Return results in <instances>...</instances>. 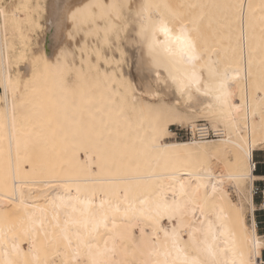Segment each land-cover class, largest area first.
Wrapping results in <instances>:
<instances>
[{"label":"bare ground","instance_id":"1","mask_svg":"<svg viewBox=\"0 0 264 264\" xmlns=\"http://www.w3.org/2000/svg\"><path fill=\"white\" fill-rule=\"evenodd\" d=\"M71 2L64 4L65 19L62 10L61 19L52 18L47 46L36 54L28 31L39 27L44 0H0L6 10L0 15V236L7 242L0 243V262L32 260L11 251L15 242L24 254L34 243L41 261L61 264L64 257L57 251L66 248L62 231L67 229L73 245L78 232L123 264L163 261L165 252L175 259L174 233L176 247L189 255H197L194 243L207 239L219 264L241 259L259 264L264 235L257 232L252 207L253 183L261 177L253 171L252 156L264 149V0ZM129 3L133 15L125 8L119 20L100 7ZM141 5L154 6L145 16L165 20L174 34L180 25L172 13L185 22L198 19V31H191L197 57L192 64L159 47L155 55L161 66L152 62L150 34H139L147 19L134 15ZM126 23L137 31L130 68L122 66L118 45ZM10 24L19 38L16 48L6 36ZM61 29L65 42L56 47ZM207 29L215 32L213 39L204 36ZM73 31L93 33L118 54L82 41L74 57L65 44L75 37ZM193 70L200 91L193 87L188 101L172 77L183 79ZM159 87L171 99H164ZM200 117L224 135L164 139L168 125L188 121L192 126ZM249 145L252 169L242 151ZM245 170L250 180L220 183L221 173ZM245 186L246 200L238 194ZM154 250L161 254L153 256ZM80 264H86L83 255Z\"/></svg>","mask_w":264,"mask_h":264},{"label":"snow or ice","instance_id":"2","mask_svg":"<svg viewBox=\"0 0 264 264\" xmlns=\"http://www.w3.org/2000/svg\"><path fill=\"white\" fill-rule=\"evenodd\" d=\"M88 7V6H86ZM100 7H106L109 9L108 17L115 18L117 20L120 19L122 12L125 8L128 9L129 15H133L132 13V5L131 3L127 5H117V4H109V5H101ZM152 5H141L139 9L135 12V17H139L142 20L147 19V23H141L140 27V35L144 36L146 34H150V42H149V55L152 57V62L157 66H161V61L155 55L156 49L159 47L163 49L170 57H178L180 62L190 63L192 64L196 57V47L194 40L191 36V31H198L199 21L197 18H192L185 22L184 17L180 13H172L173 19L180 25L179 31L174 34L173 29L169 26V24L165 20L152 21L150 18V14L146 17L145 13L148 9L152 8ZM159 7V6H155ZM195 7V6H193ZM0 15H6L5 7L0 6ZM104 18V17H101ZM189 24L192 25V29L189 28ZM162 35L163 40H159L158 36ZM195 68L193 64V69ZM160 74L157 73V81H159ZM173 82L177 85V90L184 95L187 93L188 101H191L193 98L192 89L195 88L196 92L200 91V78L197 76L195 70L191 72V74H186L183 79H177L175 76L172 77ZM177 105L181 103L180 100H177ZM253 145H249L247 150L243 151L244 157L248 160V169H252L251 163V155L250 150ZM264 147V145H261ZM228 180H250L251 174L249 171L245 170L241 172L239 175H234L231 172L229 173H221L220 183H223L224 179ZM215 190V186H213ZM241 195L242 199H247V187L245 186L242 192H238ZM254 211V207H252ZM264 210V209H262ZM239 212L242 214L243 209H240ZM102 221H98L96 227H99V224ZM87 227V225H85ZM252 228H255V223L253 221ZM209 231H211V226ZM247 231V230H246ZM91 233H89V237ZM62 237L66 241V248L61 253L58 249L57 254L63 255L64 259L61 264H80L82 255L86 257V264H123V262H117L112 260L107 256L108 249H99L92 245L91 239L81 235L80 233H76L75 240L76 243L73 245V240L68 237L67 229L62 231ZM253 241L256 242V237L253 235ZM0 243L6 244L7 242L4 240L2 236H0ZM173 247L176 251V257L173 260H169L168 257L170 253L165 252L164 260L160 261L159 259L153 260L152 264H219L216 260L217 252L212 243H209L207 239L202 242L194 243V247L197 255H189L186 249L176 247V238L174 233L173 239ZM35 244L33 243L29 247L28 254H24L20 249L19 245L13 242L11 244V251L15 253L17 256L25 257L26 255H31L32 260L28 261L27 259H23L18 264H50L49 261H41L40 258L34 252ZM114 252V249L112 250ZM161 253L158 250H154L152 255L158 257ZM8 255V251H5V256ZM0 264H13L11 260H5L0 262ZM145 264H148L146 261ZM235 264V261H233ZM239 264H246V262L241 259Z\"/></svg>","mask_w":264,"mask_h":264},{"label":"rangeland","instance_id":"3","mask_svg":"<svg viewBox=\"0 0 264 264\" xmlns=\"http://www.w3.org/2000/svg\"><path fill=\"white\" fill-rule=\"evenodd\" d=\"M72 1V0H71ZM70 0L69 1H64V0H44V3H43V5H44V7H43V9H40V11H41V14H39V16L37 17V19H38V21H39V23H40V25H39V27H36V28H34V30L33 29H30L29 31H28V35H30L31 36V39H30V49H31V52L33 53H36V54H39V53H41V50H43V48L44 47H46L47 46V41H46V39H47V36L49 35V33L51 32V30H52V23H51V21H52V18H53V20H54V18H62V16H63V18L65 17L64 15H65V12H64V7L66 6V8L68 7L67 5H64L65 3L67 4V2H69L68 3V5L70 4H72V2H71ZM55 2H56V4H55ZM64 2V3H63ZM71 2V3H70ZM63 3V4H62ZM63 5V7H61L62 5ZM54 7H55V9H54ZM61 7V8H60ZM59 8V9H58ZM63 8V9H62ZM65 8V9H66ZM57 9V10H56ZM63 11V13L61 12V17H60V11ZM58 12V13H57ZM54 15V16H53ZM57 15H59L58 17H57ZM51 16H53V17H51ZM65 19V18H64ZM64 19H62V20H64ZM129 19V18H128ZM65 25L63 26V28H66L67 26V23H64ZM12 27H11V26ZM9 25V27L7 26V34H6V36L9 38V39H11V41H13V42H15V48H16V46H17V42H18V40H19V38H17L16 39V36H14L15 34H17L16 32V28H14V24H10ZM21 27H22V29L23 30H26V27H25V23H24V21L23 22H21ZM35 31V32H34ZM136 29H133L132 28V26H131V24H128V23H126V25L125 26H123V31L121 32V40L119 41V46L120 45H122V47H121V49L123 50V62H121V64H122V66H124L125 68H126V66L127 65H130L129 66V68L131 67V65L133 64L132 62V59H133V57H132V55H131V51L134 49V47L137 45V42H135V40L136 39H134V37H135V35L134 34H136ZM65 30L64 29H61L60 31H59V34H60V37L62 38V37H64L65 36ZM75 35V37H72L73 39L72 40H66V45H68L67 47H68V49H70L71 51H72V53H73V55H74V57H76L77 55H78V53L80 52V50H78V46L80 45V44H82V41L84 42H86V44H88V46H92V47H94V46H101L102 47V49H101V52L102 53H107V54H109L110 52H114V53H116V51H118L117 49H116V47H111V45L110 44H106V43H100V41H98V40H96L95 38V36H94V34L93 33H90L89 35H85L83 32H81V31H78L77 33H76V31L74 32L73 31V36ZM204 36H206V37H209V38H211V39H213L214 38V36H215V32L212 30V29H207L206 30V32H204ZM59 37V40H58V44H56V47H58V45H60L62 42H65V37L63 38V39H61ZM85 40H84V39ZM16 39V40H15ZM62 40H64V41H62ZM68 41V42H67ZM137 41V40H136ZM98 42V43H97ZM135 43H136V45H135ZM77 45V46H76ZM132 45H135V46H133L132 47ZM129 46V47H128ZM75 47V48H74ZM14 50H16V49H14ZM77 53V54H76ZM116 54H118V53H116ZM93 56V55H92ZM93 58V57H92ZM134 60V59H133ZM100 64H101V62H100ZM259 67H261V65H257L256 66V68H255V70L257 69V68H259ZM163 87V86H162ZM162 87H159V91H160V93H161V95L164 97V99H166V100H168V99H171V98H169V97H171L170 95L168 96V90H166V89H164V88H162ZM166 90V91H164V90ZM168 92V93H167ZM168 97V98H167ZM197 121H206V122H208L209 124H211L210 123V121L207 119L206 120V118H197L196 119ZM196 122V121H195ZM189 123H188V121H181V122H179V123H175V124H170V125H168V129L165 131V134H164V139L166 140V141H183V140H187V141H189V139H186V138H180V137H176V135L174 134V132L177 130V128L179 127V126H186V125H188ZM89 134H90V138L91 139H95V132H89ZM91 141V140H90ZM216 141L214 140V141H212V142H210L211 144H213V143H215ZM255 151H259V152H263V150H255ZM254 151V152H255ZM254 152H253V154H254ZM232 197H233V199H235L236 197H235V195H234V193H232ZM253 200H254V204H255V210H254V213L256 212V210H257V208H258V205H257V203L259 202V199L257 198V196H253ZM245 211H246V218L248 219L250 216H249V209H248V206L246 205V209H245ZM257 232L259 233V234H261V232L257 229Z\"/></svg>","mask_w":264,"mask_h":264},{"label":"built area","instance_id":"4","mask_svg":"<svg viewBox=\"0 0 264 264\" xmlns=\"http://www.w3.org/2000/svg\"><path fill=\"white\" fill-rule=\"evenodd\" d=\"M176 137L186 138V139H196V140H208L217 139L224 135V131L221 128H213L206 121H197L192 126H179L174 132ZM254 169L256 162L252 156ZM253 196H259L258 208L257 210L264 209V187L259 188L257 186L253 187ZM257 226V225H256ZM259 264H264V260L261 258Z\"/></svg>","mask_w":264,"mask_h":264},{"label":"crops","instance_id":"5","mask_svg":"<svg viewBox=\"0 0 264 264\" xmlns=\"http://www.w3.org/2000/svg\"><path fill=\"white\" fill-rule=\"evenodd\" d=\"M253 157L256 162L254 173L258 177H261L254 180L253 187L257 186L262 188L264 187V149L263 152L255 151ZM257 198L259 199V196H257ZM254 217L257 225L256 229H258L261 234L264 235V210H256ZM261 258L264 260V249L261 251Z\"/></svg>","mask_w":264,"mask_h":264}]
</instances>
